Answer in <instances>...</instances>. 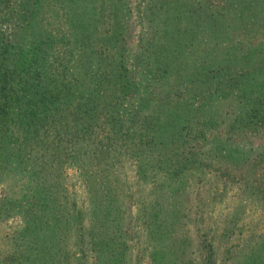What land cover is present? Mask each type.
<instances>
[{
  "label": "trees",
  "instance_id": "trees-1",
  "mask_svg": "<svg viewBox=\"0 0 264 264\" xmlns=\"http://www.w3.org/2000/svg\"><path fill=\"white\" fill-rule=\"evenodd\" d=\"M0 187L24 254L127 264L140 225L160 264H214L245 214L218 205L264 204V0H0Z\"/></svg>",
  "mask_w": 264,
  "mask_h": 264
},
{
  "label": "rangeland",
  "instance_id": "rangeland-1",
  "mask_svg": "<svg viewBox=\"0 0 264 264\" xmlns=\"http://www.w3.org/2000/svg\"><path fill=\"white\" fill-rule=\"evenodd\" d=\"M71 173L72 172H69L70 176ZM129 175L131 176L130 173ZM253 195L254 194L246 195L244 192L242 193L241 190L233 189L229 192L227 199L218 205V212L212 214V219L217 221L218 227H220L224 222L222 214L224 210L227 211L231 208L232 205L230 203L234 200V196H239V202L245 205V214L240 221V228L236 230V233H232L227 238H220V241H217L216 238L214 239V264H237L241 254L240 251L247 249L249 243H256L258 249L262 248L264 243V204L259 198ZM4 196H6L4 189L0 187V198ZM194 203L195 202L191 200L189 206L192 207ZM132 207V211L136 213L140 208V204L135 202ZM190 219L193 221L192 216H190ZM190 224H193V222ZM139 226H137V230L141 231L142 228ZM22 227L23 224L15 214H12L6 220H0V264H41L42 259L50 254L54 255L55 261L53 264H66L64 262V241L58 244L60 247L57 250H49L48 248L43 249V245L41 246L38 242V245L34 246L32 251L24 254L27 248L24 246L20 247L15 241ZM137 230L134 229L133 233L128 236V246L130 250L127 249V264L162 263L164 258L163 255L159 253L150 254L152 248L148 247L147 242L145 244L146 239H141L144 237L143 235H141L140 238L137 237L134 233ZM48 241H50L49 237ZM200 241L202 240L200 239ZM205 245L206 243L196 249V254L194 253L195 259L202 254L206 256L207 249L209 248L207 246L205 247ZM87 249L86 247L84 251L87 256V264H95V262H93L95 259L94 254ZM72 250L73 255L70 260L75 259L74 261L77 262L76 260L82 257V252H79L78 249L75 248ZM22 255L29 256V259L23 261V258H21ZM196 264H199L197 260Z\"/></svg>",
  "mask_w": 264,
  "mask_h": 264
}]
</instances>
